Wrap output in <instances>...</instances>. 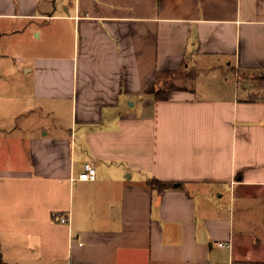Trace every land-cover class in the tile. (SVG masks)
Returning <instances> with one entry per match:
<instances>
[{"label": "crops", "instance_id": "0c3cea01", "mask_svg": "<svg viewBox=\"0 0 264 264\" xmlns=\"http://www.w3.org/2000/svg\"><path fill=\"white\" fill-rule=\"evenodd\" d=\"M10 36L0 264H264V0H0Z\"/></svg>", "mask_w": 264, "mask_h": 264}, {"label": "rangeland", "instance_id": "374dc122", "mask_svg": "<svg viewBox=\"0 0 264 264\" xmlns=\"http://www.w3.org/2000/svg\"><path fill=\"white\" fill-rule=\"evenodd\" d=\"M28 40H31V42H39L38 34L35 32L33 34V37H31L30 33H28L27 36ZM26 37H9V39H4V45L0 46V61L4 62L6 64L7 69H12V62L16 61L17 55L20 53H26L27 47H26ZM10 77H12V72L8 73ZM1 97V96H0ZM1 103V102H0ZM51 119H49L50 121ZM61 121V119H59ZM48 121V125L50 124ZM235 229L237 230V223ZM258 231V230H257Z\"/></svg>", "mask_w": 264, "mask_h": 264}, {"label": "built area", "instance_id": "2783aa9c", "mask_svg": "<svg viewBox=\"0 0 264 264\" xmlns=\"http://www.w3.org/2000/svg\"><path fill=\"white\" fill-rule=\"evenodd\" d=\"M96 175V166L92 162H87L84 164L83 170L78 174L77 180L84 182L94 181L96 179ZM59 219L63 224L70 223V217L68 215H61Z\"/></svg>", "mask_w": 264, "mask_h": 264}, {"label": "trees", "instance_id": "16d2710c", "mask_svg": "<svg viewBox=\"0 0 264 264\" xmlns=\"http://www.w3.org/2000/svg\"><path fill=\"white\" fill-rule=\"evenodd\" d=\"M164 93L163 92H156L155 99L156 100L165 99ZM148 186L153 188V189L162 191V190H164V189H166L168 187H171V184L167 183V182H163V181L157 180V179H151L150 181H148Z\"/></svg>", "mask_w": 264, "mask_h": 264}, {"label": "water", "instance_id": "95a60500", "mask_svg": "<svg viewBox=\"0 0 264 264\" xmlns=\"http://www.w3.org/2000/svg\"><path fill=\"white\" fill-rule=\"evenodd\" d=\"M174 186H178V184H174Z\"/></svg>", "mask_w": 264, "mask_h": 264}]
</instances>
